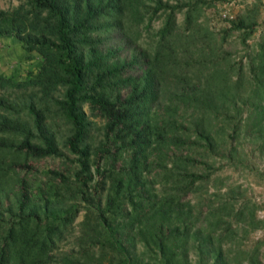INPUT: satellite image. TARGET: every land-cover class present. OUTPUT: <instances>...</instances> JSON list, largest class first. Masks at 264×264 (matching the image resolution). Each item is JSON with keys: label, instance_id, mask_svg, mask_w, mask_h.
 <instances>
[{"label": "trees", "instance_id": "1", "mask_svg": "<svg viewBox=\"0 0 264 264\" xmlns=\"http://www.w3.org/2000/svg\"><path fill=\"white\" fill-rule=\"evenodd\" d=\"M216 1L0 7V38L33 59L23 76L0 72V264H231L233 221L264 226L248 199L189 195L206 177L199 160L235 149L221 113L247 111L264 146V36L246 69L223 65L201 18ZM229 20L245 39L255 8ZM257 247L233 259L256 263Z\"/></svg>", "mask_w": 264, "mask_h": 264}, {"label": "rangeland", "instance_id": "2", "mask_svg": "<svg viewBox=\"0 0 264 264\" xmlns=\"http://www.w3.org/2000/svg\"><path fill=\"white\" fill-rule=\"evenodd\" d=\"M18 2L19 0H0V7L10 8ZM225 7L229 8L235 19L250 8H255L256 25L253 32L245 39L243 33L247 27H236L228 30L231 20L221 16V11ZM203 13L201 18H204L218 32L221 54L225 56L221 59V63L224 65V63L230 62L234 68L243 65V69H246L245 63L248 53L252 52L256 42L264 36V0H217L209 7L204 6ZM178 17L180 20L182 14L179 13ZM160 19V17L154 19L153 29L158 28ZM146 38L147 34L145 33L139 41L143 42ZM32 63L33 59L24 57L23 49L16 38H0V72L10 73L17 69L18 76H23ZM90 117L100 121L98 116ZM246 117L247 111L235 113L234 110L229 113H221L218 116L217 123L225 126L226 143H231L235 149L233 153L231 151L230 154L224 156L216 153L206 155L208 162L199 160L196 168L205 172L206 177L198 183V188L189 195L191 197L197 195L210 196L215 202L219 195L232 203L234 207H240L242 200L248 199L258 206L255 210L256 218L264 221V146L260 147L258 144L257 126L250 130H244L243 124ZM82 212L74 221L75 233L78 230L77 223L82 218ZM246 219L240 218L233 221L236 230L232 238H225V252L231 258L230 263L237 264L233 259L236 251L239 249L251 251L257 245L258 262L253 263L249 258L244 257L238 264H264V226L251 228L248 217ZM74 241L73 234H71L61 243L60 248H67L73 245ZM138 248H140L139 245Z\"/></svg>", "mask_w": 264, "mask_h": 264}, {"label": "built area", "instance_id": "3", "mask_svg": "<svg viewBox=\"0 0 264 264\" xmlns=\"http://www.w3.org/2000/svg\"><path fill=\"white\" fill-rule=\"evenodd\" d=\"M221 16L223 18H231L233 17L234 15L232 14V12L229 10L228 7H225L222 11H221Z\"/></svg>", "mask_w": 264, "mask_h": 264}]
</instances>
